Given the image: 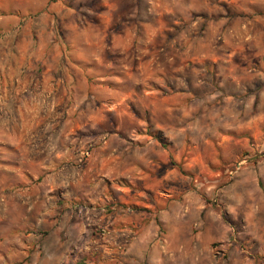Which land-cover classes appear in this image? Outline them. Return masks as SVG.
Instances as JSON below:
<instances>
[{"label":"crops","instance_id":"1","mask_svg":"<svg viewBox=\"0 0 264 264\" xmlns=\"http://www.w3.org/2000/svg\"><path fill=\"white\" fill-rule=\"evenodd\" d=\"M172 1L174 18L188 20L198 14L210 31L213 24L225 30L220 39L228 46L216 50L214 40L219 37L196 32L202 25L198 21L190 24L188 33L137 38L131 26H145L149 20L134 22L136 0L122 4L120 0H89L90 4L84 0H0V58H8L7 63L0 61V213L12 217L15 229L28 227L36 241L53 235L54 247L63 243L61 236L68 237L64 242L71 240V245L83 241L85 253L96 251L107 258L99 264H162L157 225L145 213L126 214L117 205L127 198L144 197L148 191L157 193L145 186L143 178L144 166L155 164L149 148H156L158 156L169 152L166 146L148 145L156 139L145 129L133 130L127 102L133 95V59L140 58L142 68L156 65L159 73L151 84L142 82L146 88L152 86L145 94L156 95L162 106L152 110V131L171 144L182 145L186 139L193 141L195 132L191 124H182L188 114L175 105L221 102L230 109L241 103L248 97L236 74L264 54V18L249 5L243 7L238 0H218V5L210 0ZM247 1L252 7L260 5V0ZM122 6L123 14L119 13ZM238 10L244 14L239 21L230 16ZM91 19L110 31L84 32ZM118 24L124 29L112 30ZM136 41L138 48H134ZM103 56L108 60H102ZM164 58L173 70L170 76L163 69ZM96 65L107 71L105 75L91 74V69L97 71ZM217 69L226 76L215 93L208 90L211 81L207 77ZM198 74L202 77L197 78ZM103 86L111 90L114 100H109V112L101 114L99 107L106 103L97 97V89ZM120 96L128 109L118 110ZM166 103L174 107L167 108ZM98 115L106 123L103 127L95 123ZM145 124L149 126V121ZM133 141L139 145L133 147ZM85 148L91 150V157L79 168L77 161ZM134 153L141 155L134 159ZM172 153L170 159L180 161L181 150ZM169 169L161 183L174 176L175 167ZM155 215L164 221L161 213ZM95 227L105 229L107 235L96 234ZM174 228L169 225L168 232Z\"/></svg>","mask_w":264,"mask_h":264},{"label":"rangeland","instance_id":"2","mask_svg":"<svg viewBox=\"0 0 264 264\" xmlns=\"http://www.w3.org/2000/svg\"><path fill=\"white\" fill-rule=\"evenodd\" d=\"M25 1L27 0H22ZM120 1L121 4L125 3L124 0ZM210 1L212 4H219L218 0ZM245 1L237 2L243 7L249 5L252 8L250 10L257 11L264 18V0H260V5L255 4L253 7L252 3ZM84 2L87 4L89 0ZM172 4V0H136L138 8L133 10L134 22L145 18L149 21L145 26L133 24L131 26L133 34L141 38L147 34L188 33L190 24L198 21L202 25L198 26L196 32L207 31L219 37H215L214 40L216 50L218 47L228 46V43L220 39L221 33L225 30L218 29L213 24L211 32L210 27L205 26L204 18L198 17V14L189 17L188 20L183 18L177 20L172 14ZM124 11L122 6L119 13L123 14ZM230 16L237 21L244 18L243 11L239 10L232 12ZM174 19L179 21V25L174 24ZM90 21V25L85 26L84 32L101 34L110 31L109 27L106 28L98 20ZM123 29L121 24L112 25V30ZM134 43V48H138L137 41ZM7 59L0 58V61L4 60L7 63ZM15 59L18 61L19 58ZM69 59L72 61L75 58ZM101 59L108 60L105 56ZM139 59H133V95L127 99L133 114L132 127L136 131L145 129L146 133L156 139L148 145L166 146L170 153L165 152L158 156L154 153L157 151L156 148H149V154L154 158L155 164L144 166L146 174L143 178L145 186L157 193L148 191L149 193L144 197L136 196L117 201V205L123 209L121 212L145 213L147 218L157 225L160 251L163 254L162 264H264V54L258 61L253 58L249 66L245 65L243 71L236 74L242 78L244 96L248 97L241 103L230 106V109L221 102L192 106L175 105L188 114L182 124H191L195 132L193 141L186 139L182 145L171 144L152 131L155 127L150 121L152 110L162 106L156 95L145 94L146 91H151L152 86L146 88L142 82L151 84L154 82L152 79H156V74L159 73L154 64L139 67ZM165 59H163V69L170 76L173 70L168 64L170 62L164 61ZM173 62L174 58L171 63ZM178 62L183 63V59L178 58ZM96 68L97 71L91 69L92 75L103 76L104 72H107L98 65ZM222 76L225 77L226 73H220L218 69L208 75L207 78L211 81L209 91L220 92ZM198 77L202 75L198 74ZM97 92V97L106 103L99 107V113L109 112V105H112L109 100H114L110 98L111 90L103 86L97 89ZM123 99V96H120L116 100V103H121L118 105L119 111L128 109V103L125 106L122 103ZM165 107L172 108L174 105L166 103ZM173 116L177 118L178 113H174ZM154 117L157 118V115L155 114ZM180 117L181 115L179 119ZM97 118L96 125L103 127L106 123L102 116L98 115ZM138 120L142 122L138 123ZM148 121L149 126L144 125ZM227 135L229 137H226ZM205 137L206 140L202 139ZM131 145L135 147L139 143L133 141ZM186 147L190 149H185ZM178 148L181 150L180 161L170 159L175 154L171 152ZM182 150H186V153L187 151L194 153L188 157ZM140 155L134 153V159ZM170 166L175 167L174 176L169 181L161 183L162 175L170 170ZM110 205V207L114 206L112 203ZM125 209L128 211H124ZM160 213L164 221L154 216ZM11 221L12 217H4L0 213V264H99L100 261L107 260L96 251L88 250V253H85L87 249H83V241H78L80 246L75 243L76 247L74 243L71 245V240L64 242L68 237L65 239L62 236L60 242L63 243H59L57 247L53 245L55 241L53 235L47 240H43V235L36 241L32 238L28 227L23 230L24 225H18L21 231L17 232L18 228L15 229ZM169 225L175 227L171 232H168Z\"/></svg>","mask_w":264,"mask_h":264},{"label":"built area","instance_id":"3","mask_svg":"<svg viewBox=\"0 0 264 264\" xmlns=\"http://www.w3.org/2000/svg\"><path fill=\"white\" fill-rule=\"evenodd\" d=\"M89 157H90V150L88 148L83 149L81 151V153H80V158L77 161L78 167L80 168L82 165H84V163L89 159ZM113 209H117V207L114 206ZM103 211H106V209H104ZM124 211H128V209H125ZM87 226H88V228L91 227L89 224ZM93 232H95L96 234H98L100 236L107 235L106 230L103 229V228H100V227H98V228L95 227V229L93 230Z\"/></svg>","mask_w":264,"mask_h":264}]
</instances>
